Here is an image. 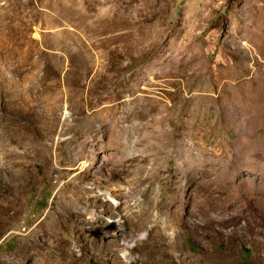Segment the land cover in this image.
Segmentation results:
<instances>
[{
	"label": "rangeland",
	"instance_id": "rangeland-1",
	"mask_svg": "<svg viewBox=\"0 0 264 264\" xmlns=\"http://www.w3.org/2000/svg\"><path fill=\"white\" fill-rule=\"evenodd\" d=\"M6 207L2 264L51 218L94 224L84 264H147L157 228L186 264H264V0H0Z\"/></svg>",
	"mask_w": 264,
	"mask_h": 264
},
{
	"label": "bare ground",
	"instance_id": "bare-ground-1",
	"mask_svg": "<svg viewBox=\"0 0 264 264\" xmlns=\"http://www.w3.org/2000/svg\"><path fill=\"white\" fill-rule=\"evenodd\" d=\"M138 160V158H135L132 160V164ZM110 161V160H109ZM136 163V162H135ZM92 168V163L87 165V167L83 170L81 174L84 175L86 173V170H90ZM79 174V175H80ZM139 175L137 177V184H140L144 182L148 177L146 175L137 173ZM83 179V178H82ZM87 177L83 180H86ZM94 192H90L88 188H84L81 190V194L76 193L75 199H80L84 197H89V199L93 200L95 205H99L100 207H104V204L110 208L108 210L109 213L116 214V210L120 209L121 206H115L114 202L110 200H104V198L98 194H93ZM140 206L143 204L140 200H137V202ZM189 202L185 203L186 206H188ZM163 207V206H162ZM57 214L61 217L65 211H62L61 209H57ZM107 212V210H104ZM200 211H203V208L200 206ZM141 212V209H139L138 214L135 215V213H128V219L132 220L135 219L136 216H138ZM22 214V212L18 209H11V207H6L2 212L0 213V238L1 236L7 232L10 228V222L11 220H19V216ZM181 220L182 216H179ZM176 220H170V227L172 228H178L180 220L175 216ZM64 224V223H63ZM158 226H160L158 223H156ZM11 225H13L11 223ZM203 225V224H202ZM36 229H34L31 233L27 234V238L25 237V241L22 243L20 248L16 251V255L13 258L12 264H28L27 262L32 261L31 263L34 264H58L56 257L58 255H62L63 253H67L73 261L72 264H84L82 261V257L77 256L76 253V247H85L87 245L88 238L86 237L87 232L95 230L94 224L91 222V220L85 221V225H77L74 224L73 230H75V237L73 240H66V241H60L57 242V232L55 228L62 227V222L59 221L57 218H51L50 220L41 221ZM71 227V228H72ZM12 228V227H11ZM112 228H118V226L112 224ZM62 231L63 228L61 229ZM68 231V230H67ZM39 232H43V243H40V235ZM71 232V230H70ZM63 233V232H61ZM73 236V235H72ZM71 236V238H72ZM150 237L153 239L152 243H148V241H143L136 238V244L138 247L142 246L150 255H152V259L148 261L147 264H186L187 260H185V257L181 254V256H177L174 251L178 249L179 247V233L176 231L173 235L168 234L167 232H164L162 229H154L151 232ZM70 238V237H69ZM100 237H97V239ZM55 240V241H51ZM120 239H118L119 241ZM50 242V243H49ZM151 244V248L150 245ZM57 247V249H56ZM57 251L55 252L54 250ZM127 254L125 255H117L112 254V257L107 259V261H113L114 264H127L128 260H125L126 258H129L131 256V252L126 251ZM125 253V252H124ZM183 257V258H182ZM4 260L0 257V264L4 263ZM199 262L202 261V258H199ZM68 264V263H65ZM99 264H103V262H100ZM188 264H196L193 260L191 262L188 261ZM198 264V263H197Z\"/></svg>",
	"mask_w": 264,
	"mask_h": 264
}]
</instances>
